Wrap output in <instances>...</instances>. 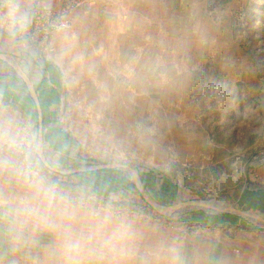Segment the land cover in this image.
I'll list each match as a JSON object with an SVG mask.
<instances>
[{
  "label": "crops",
  "instance_id": "1",
  "mask_svg": "<svg viewBox=\"0 0 264 264\" xmlns=\"http://www.w3.org/2000/svg\"><path fill=\"white\" fill-rule=\"evenodd\" d=\"M102 1L83 0L68 14L69 20L90 18L89 10H98ZM120 1L122 13L103 15L111 30L104 35L105 42L110 38L107 49L99 52H108L111 63H117L112 56L117 51L113 47L115 37H123L127 60L142 55L145 66L158 67L157 73H151L163 81L158 84L179 85L199 75L195 86H204L206 96L200 93L190 97V107L199 113L192 119L185 111L175 113V130L170 133L178 139L173 148L174 162L158 155L152 157L156 165L144 164L132 174L90 160L86 133L77 134L72 118L65 116L62 59L53 47L30 40L22 25L37 9L60 8L61 0H0V264L139 263L133 236L117 234V222L108 220L101 206L69 204L61 191L54 192L45 175H39L38 160L45 168L58 171L68 189L139 197L173 212L182 209L179 206L186 204L183 201L191 192L179 182L171 163L181 166L190 160L199 166L217 167L235 179L242 175L245 181L240 167L247 166L246 152L251 143L264 140V47L235 41L230 31L231 25L239 24L238 31L244 36L243 25L255 16L250 10L258 4L256 0ZM216 6H221L220 14ZM94 15L98 18L97 13ZM119 22H125V31ZM187 37L196 41L180 45L179 41ZM202 38L207 39L204 48L200 46ZM166 39L171 44L168 48L161 46ZM67 51L62 48L59 55ZM203 53L199 62L197 57L201 59ZM200 101L205 102V117L200 116L199 104L196 108ZM112 113L111 121L116 125L118 114ZM167 113L164 110L157 117L158 128L171 127ZM133 123L132 119L130 130L125 132L127 149H134L130 137L137 130ZM103 135L102 141L106 140ZM23 145L29 146L27 151L33 149L36 157L22 156ZM230 166H237L239 173L229 171ZM259 179L258 184L240 187L229 209L191 207L177 218L174 238L172 233L168 235L169 252L158 242L155 259L147 262L143 257L140 263L264 264V176ZM183 225L192 227L194 233H183ZM122 239L129 240V253L119 242ZM23 246H29L28 253L22 252Z\"/></svg>",
  "mask_w": 264,
  "mask_h": 264
},
{
  "label": "rangeland",
  "instance_id": "2",
  "mask_svg": "<svg viewBox=\"0 0 264 264\" xmlns=\"http://www.w3.org/2000/svg\"><path fill=\"white\" fill-rule=\"evenodd\" d=\"M82 1L61 0L60 8H42L34 12V15L37 11H46L54 13L56 17L63 16L52 27L45 21L43 23L35 22L33 20L34 15L30 21L22 25L28 31L35 30L37 35L41 34L43 28L45 31V27L53 30L47 36L46 41L41 39L43 42L28 38L36 43H42L41 45H44V47H53L57 57L59 56V59H62L60 62L64 69L66 83L65 116L72 118L77 134L80 132L86 133L88 139L86 147L88 155H91L90 160L119 167L132 174L144 164L156 165L154 163L157 162H152L154 161L152 157L158 155L174 162V151L176 150L173 148L174 145H177L178 139L177 136H172L170 133L173 129L175 130L172 127L175 124V113L185 111L191 119L192 115L199 113V110L196 112L194 107L193 109L190 107L192 105L190 102L192 98L190 97L200 93L206 96L204 86H195L196 79H199L200 76L190 77L189 80H183L179 85L158 84L157 82L161 83L163 81L151 74L153 72L157 73L158 67L148 68L147 65L145 66L142 55H132L133 58L130 56V61L127 60V53L123 51V37H115L113 47L117 51L112 56L117 58V63H111V54L99 52L107 49L105 45H109L110 38L105 42L104 35L111 30L110 23L108 20H103V15L111 12L122 13L123 2L120 0H103L102 3L104 4H101L102 6H99L98 10L93 8L89 10L92 13L90 18L70 21L68 14L78 8ZM256 1L258 4L250 10L251 15L255 16L243 25L245 27L244 36L239 32L241 31L238 27L239 24L231 25L230 31L232 39L235 41L241 39L250 46L264 47V15L259 16L258 14V12L264 13V0ZM261 4H263L262 7H260ZM258 8L259 11H257ZM215 10L220 14L221 6H216ZM94 13L98 14V18ZM81 24L83 25L80 26ZM118 24L125 31V22H119ZM200 40V46L204 48L207 39L202 38ZM166 41L167 43L164 46L161 44V46L168 48L171 46L170 40L166 39ZM193 41L195 42L196 39L187 37L179 41L181 42L179 44L185 45L186 43L188 45ZM101 46L102 49H100ZM62 48H67L68 51L63 55H59ZM95 50L98 53H94ZM200 56L201 59L197 57L199 62L204 59L205 53ZM197 72L195 71V73ZM148 75L149 77H147ZM198 104L200 116L205 117V102H196V108H198ZM249 104V102L246 103V105ZM190 109L191 112L189 113ZM164 110L168 111L167 114L171 117L172 123L170 128H165L166 130L158 128L157 124V117ZM112 112L118 114L116 125L111 121ZM194 116L193 119L197 121L198 119ZM132 119L137 133L130 137V141L133 140L134 149H127L124 144V141L127 140L125 132L127 129L130 130L129 122ZM194 120L193 122L196 123ZM111 123L113 128H110ZM166 125L168 124L166 123ZM197 128L200 131L198 126ZM162 132L166 134H162ZM103 133L106 140L102 141ZM142 140L147 142L142 144ZM251 145L252 148L246 152L245 156L247 166L240 167L242 174L245 175V181H243L242 175L240 178L235 179L231 174L223 173L217 167L199 166L192 164L190 160L181 166L171 163L169 166L176 168L175 175L179 182L191 192V197H187L183 201L186 204L179 206L182 209L173 212L167 208L150 205L139 197H118L113 194L96 195L87 189L82 190L72 187L68 189L65 182L60 180L62 179L59 178L60 173L45 168L40 160L37 162L36 169L39 175H45V179L54 188V192L61 191L62 197H66L69 204L82 207L101 206L105 210L108 220L117 222L119 227L117 234L127 232L130 237L133 236V250L137 251L135 254L138 258L135 257V260H139V263L133 261L130 264H141L140 261L143 257L146 260L155 259L158 253V242L163 248L165 247L166 252H169L171 248L168 246V235L172 233L171 238H174L172 229L177 224V218L186 215L191 207H199L209 211L219 208L229 209L230 203L234 199V193L240 187L255 185L261 181L259 178L264 176V140L260 139L257 143H251ZM23 146L22 156L27 158L36 157L33 149L27 151L26 148L29 146ZM159 148L160 150H158ZM38 153L40 154V148H38ZM229 168L231 169L229 171L233 170V172L239 173L237 166H230ZM192 201H194V204H192ZM200 201L204 202L206 206L200 205ZM246 216L253 222L260 223L251 214ZM183 227L187 228H185L186 230L183 229V233L186 232L189 236L194 233L192 227L186 225H183ZM121 228L127 230L120 231ZM22 236V240L25 241V231H23ZM145 237H148L147 240ZM144 238L145 240H143ZM128 241L126 242V239L125 241L124 239L119 241L123 242L126 251L131 249ZM119 242L118 246L120 247ZM188 243H190L189 239ZM144 244L147 246L144 247ZM170 244L172 245V243ZM152 246L156 247L152 248ZM162 249L160 252H163ZM22 252L28 253L29 246H23ZM98 256L99 253H96L97 258H99ZM165 262L167 263L168 260H165ZM179 264H181V260Z\"/></svg>",
  "mask_w": 264,
  "mask_h": 264
},
{
  "label": "built area",
  "instance_id": "3",
  "mask_svg": "<svg viewBox=\"0 0 264 264\" xmlns=\"http://www.w3.org/2000/svg\"><path fill=\"white\" fill-rule=\"evenodd\" d=\"M63 16L60 17H56L54 13L51 12H46V11H37L33 17V20L35 22L38 23H43V21H45L50 27H52V25L56 24L58 20H60L59 18H62ZM43 25V24H42ZM46 30L44 31V28L41 32L40 35L36 34L35 30H29L28 31V37H30V39L32 40H37L39 42H43L42 40L47 39V36L53 31L51 28L45 27ZM42 39V40H41ZM35 40V41H36ZM38 44H42V43H38Z\"/></svg>",
  "mask_w": 264,
  "mask_h": 264
},
{
  "label": "water",
  "instance_id": "4",
  "mask_svg": "<svg viewBox=\"0 0 264 264\" xmlns=\"http://www.w3.org/2000/svg\"><path fill=\"white\" fill-rule=\"evenodd\" d=\"M192 204H194V202H192ZM200 205L206 206V204H205L204 202H202V201H200ZM241 214H242V215H248V214L245 213V212H242Z\"/></svg>",
  "mask_w": 264,
  "mask_h": 264
},
{
  "label": "bare ground",
  "instance_id": "5",
  "mask_svg": "<svg viewBox=\"0 0 264 264\" xmlns=\"http://www.w3.org/2000/svg\"><path fill=\"white\" fill-rule=\"evenodd\" d=\"M117 254L116 255H119L120 256V252H116ZM185 263V262H184ZM187 263V262H186ZM155 264H157L156 262H155Z\"/></svg>",
  "mask_w": 264,
  "mask_h": 264
}]
</instances>
